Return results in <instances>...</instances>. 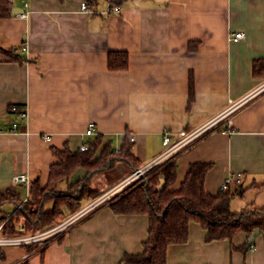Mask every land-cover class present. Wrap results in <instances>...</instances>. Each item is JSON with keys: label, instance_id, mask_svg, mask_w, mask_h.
<instances>
[{"label": "crops", "instance_id": "1", "mask_svg": "<svg viewBox=\"0 0 264 264\" xmlns=\"http://www.w3.org/2000/svg\"><path fill=\"white\" fill-rule=\"evenodd\" d=\"M10 1L18 13L0 18V45L25 47L26 57L16 62L0 53V191L26 199L32 181H49L54 147L68 144L77 152L97 135L103 138L99 151L110 141L118 150L130 133L142 168L164 151L165 129L176 137L219 114L230 99L253 93L233 113L231 130L221 120L174 153L178 170L171 188L180 187L190 163H212L208 192L216 194L228 175L241 173V182L230 186L237 192L231 210L264 207V71L253 69L256 60L264 62V0H120L119 10L110 12V0H98L95 11L83 9L84 0ZM239 31L245 37L230 40ZM111 51L128 52L126 69L109 67ZM13 104L25 106L28 116L11 114ZM90 121L94 136L85 134ZM219 125L222 131L212 130ZM114 168L106 170L120 181L132 170L125 161ZM101 171L91 178L93 189ZM17 174L27 175L29 184L14 183ZM86 174L78 168L69 183ZM113 177L105 191L120 182ZM7 209L5 215L13 211ZM149 223L147 214H117L98 205L44 254L0 246V264H121L124 254L142 252ZM205 237L201 224L191 222L188 240L169 245L165 264H264V233L252 246L246 231Z\"/></svg>", "mask_w": 264, "mask_h": 264}, {"label": "trees", "instance_id": "2", "mask_svg": "<svg viewBox=\"0 0 264 264\" xmlns=\"http://www.w3.org/2000/svg\"><path fill=\"white\" fill-rule=\"evenodd\" d=\"M89 10L95 11L98 0H84ZM111 6L120 5V0H110ZM13 15L10 0H0V18ZM25 47L4 48L0 45V53L9 60L22 62L26 55ZM127 51H111L109 67L126 69L128 67ZM255 73L262 74L264 62L256 60L253 65ZM191 99L194 93L193 78H190ZM11 114H17L9 107ZM221 125L212 130L222 131ZM13 129V128H12ZM211 130V131H212ZM101 135L86 141L88 148L73 152L68 144L63 148H53L57 162L51 165L50 178L43 185L34 180L29 185V196L24 199L11 189L0 191V214L2 207L11 203L14 210L6 214L1 234L14 236L31 233L46 228L59 220L58 218L75 209L84 201L100 192L91 185L92 176L99 170H114L117 161L127 162L131 168L138 169L141 162L133 154V142L130 133H126L117 150L112 142L105 144ZM186 147V146H185ZM178 154L160 161L149 168L139 179L130 183L121 192L99 205L108 206L113 212L125 214L144 213L149 215L148 237L143 243L140 253H126L121 264H165L169 245L184 243L189 238L191 222L200 223L206 230V240L232 238L240 231L248 236L260 229L264 233V207L231 210L230 203L237 192L231 188L221 189L216 194L207 191L206 176L212 163L192 162L186 178L178 189L171 188L178 170ZM83 167L87 170L84 178L74 183L69 179L74 172ZM117 175L113 180L120 181ZM164 185L160 188L161 183ZM242 194L243 190H238ZM0 218V222H1ZM65 231L47 239L42 247L36 243L23 245L28 253L41 252L53 241H60ZM249 242V241H248ZM254 240L249 246H252ZM26 264V263H20Z\"/></svg>", "mask_w": 264, "mask_h": 264}, {"label": "built area", "instance_id": "3", "mask_svg": "<svg viewBox=\"0 0 264 264\" xmlns=\"http://www.w3.org/2000/svg\"><path fill=\"white\" fill-rule=\"evenodd\" d=\"M82 7L83 9L89 10V7L85 1L82 2ZM119 6H111L107 12L110 11H118ZM91 11V10H89ZM22 16H26V13H21ZM245 37L244 32H236L234 34H231L230 40H240ZM253 93H249L245 95L242 98H239L237 100L230 99L229 100V105L223 109L219 114L214 116L213 118L209 119L207 122L203 123L202 125L191 129L187 130L185 128L180 129L176 132V137L173 136V133L169 129H165L163 131V144L165 146L164 151L158 156L159 158L154 159L151 161L150 165L156 164L160 162L162 157H165L169 155L170 153L176 152L177 150H180L181 148L185 147L187 144L191 143L198 137L202 136L203 133L206 131L210 130L213 126L218 124L221 120L226 121V128L227 130H231L232 124H233V119L232 115L235 111H237L243 104H245L250 97H252ZM12 110L17 114L19 118L25 119L28 116V111L25 106L21 104H13L12 105ZM13 130H16L18 127L17 122H14L12 124ZM96 124L94 121H90L88 123V126L85 130V134L88 136H94L96 134ZM135 137H131V141H134ZM88 148V145L86 143H83L80 146L81 150H86ZM241 173L237 174H230L228 175L225 180L223 181L221 185V189H228L232 185L233 182L240 183L241 182ZM13 182L14 183H28L30 182L29 177L27 175L23 174H17L13 176ZM93 203L90 205L92 206ZM80 213H76L73 215L69 220L67 224H64L63 226L59 227V229L68 227L70 224L74 223L76 221L77 217L79 216ZM4 225V221L0 222V246H7V245H28L31 243H36L39 247H42L46 240L52 237L53 233H50L48 230H44L38 233H32V234H19V235H14V236H4L1 234V229ZM54 228H50L52 231ZM57 229L54 233H57L59 231Z\"/></svg>", "mask_w": 264, "mask_h": 264}, {"label": "rangeland", "instance_id": "4", "mask_svg": "<svg viewBox=\"0 0 264 264\" xmlns=\"http://www.w3.org/2000/svg\"><path fill=\"white\" fill-rule=\"evenodd\" d=\"M209 131V130H208ZM206 131V132H208ZM205 132V133H206ZM203 133V134H205ZM202 134V135H203ZM182 149V148H181ZM175 152L170 153L169 155L162 157L161 161L165 160L166 158H169L170 156H172ZM159 157H156L155 159H157ZM122 160L117 161L116 166L118 164L121 163ZM151 163H148L147 165L143 166L142 168H138V169H134L132 168L129 169L128 171H126L124 173V179L121 180L119 183H117L116 186L112 187L109 190L105 191L106 186H104V183L106 182V180L112 176H114L113 178L117 177V173H115V171L110 172L108 170L105 171H101L98 172L95 176V178L92 179L93 182V186L96 189H99L100 191H103L97 195L92 196L91 198L84 200L73 212L67 213L66 215L58 218L59 220H57L56 222H54L53 224H51L50 226L37 230L35 232H31V233H23V234H32V233H38L44 230H48L50 231V233L53 234H60L64 231H66V229L71 225H69L68 227L59 229V227L63 226L64 224L68 223V220L75 215L76 213H80L79 216L76 218L77 220L83 218V216H85L86 214H88L90 211H92L93 209H95L98 205H100L101 203L107 201L108 199H110L112 196L118 194L119 192H121L125 187H127L130 183H132L133 181L139 179L141 176H143V174H145L146 171L149 170V168L151 166H153L154 164L150 165ZM115 169V168H114ZM134 171V172H133ZM133 172V173H132ZM93 203L92 206H90ZM10 207L13 210V206H6L3 209H1V214H0V218L2 221H5L6 219V215L5 213L7 212V208ZM76 220V221H77ZM1 221V222H2ZM74 221V222H76ZM73 224V223H72ZM50 228H54L52 231L50 230ZM57 229H59V231H57V233H54ZM55 235H53L52 237H54ZM50 237V238H52ZM49 238V239H50Z\"/></svg>", "mask_w": 264, "mask_h": 264}, {"label": "water", "instance_id": "5", "mask_svg": "<svg viewBox=\"0 0 264 264\" xmlns=\"http://www.w3.org/2000/svg\"><path fill=\"white\" fill-rule=\"evenodd\" d=\"M17 11H18L17 8H13V14H17V13H18ZM163 185H164V181L161 183L160 188H161ZM260 233H262L260 229H255V230L250 234V236H249V238H248L249 242L251 243V242L255 239V237H256L258 234H260Z\"/></svg>", "mask_w": 264, "mask_h": 264}]
</instances>
